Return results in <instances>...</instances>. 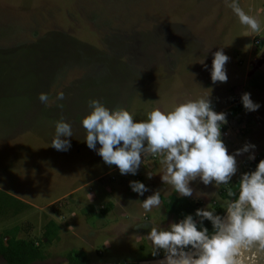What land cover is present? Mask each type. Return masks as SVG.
<instances>
[{
    "label": "rangeland",
    "instance_id": "1",
    "mask_svg": "<svg viewBox=\"0 0 264 264\" xmlns=\"http://www.w3.org/2000/svg\"><path fill=\"white\" fill-rule=\"evenodd\" d=\"M221 48L228 79L213 83V53ZM244 93L257 111L244 109ZM207 96L227 114L228 153L255 145L236 157L232 185L264 156V0H0V191L30 206L14 217L0 211V237L19 226V238L43 244L53 220L59 239L36 264H66L71 251L85 252L90 264L162 261L163 250L153 255L147 239L151 227L184 218L165 208L179 194L161 179V157L146 154L136 175H121L87 147L82 120L93 100L139 122L154 109ZM61 119L73 133L67 151L51 147ZM133 181L149 191L133 192ZM189 186L188 198L225 215L226 186L199 178ZM157 191L160 207L146 212L141 203Z\"/></svg>",
    "mask_w": 264,
    "mask_h": 264
},
{
    "label": "clouds",
    "instance_id": "2",
    "mask_svg": "<svg viewBox=\"0 0 264 264\" xmlns=\"http://www.w3.org/2000/svg\"><path fill=\"white\" fill-rule=\"evenodd\" d=\"M252 26L256 27L255 22ZM228 61L222 48L213 53V83L227 82ZM39 99L47 103L48 95L41 93ZM57 99L62 100L63 94ZM241 102L247 112L260 107L250 93L242 94ZM90 108L82 120L90 150L96 151L106 165H115L121 175H136L146 154L160 156L165 169L162 181L182 197L193 195L189 185L198 178L205 186L213 182L215 187L229 186L237 173L236 157L255 149V145L246 144L234 154L228 153L221 138L227 114L215 112L209 96L181 103L167 112L154 109L139 122L124 108L109 109L96 100L90 102ZM72 135L71 125L61 119L56 123L51 147L69 150ZM97 143L101 146L98 150ZM130 188L140 196L149 191L138 181L130 182ZM236 193L228 189L223 216L208 205L196 210L199 224L188 215L168 229L152 226L147 239L153 255L163 250L160 264H264V160L255 171L241 176L238 197ZM141 205L146 212L159 208L161 192H154ZM205 220L211 222V232L203 227Z\"/></svg>",
    "mask_w": 264,
    "mask_h": 264
},
{
    "label": "trees",
    "instance_id": "3",
    "mask_svg": "<svg viewBox=\"0 0 264 264\" xmlns=\"http://www.w3.org/2000/svg\"><path fill=\"white\" fill-rule=\"evenodd\" d=\"M53 53H55V51H52L51 54ZM261 160H264V156L257 159L253 163H249L247 165L248 173L255 171ZM239 182L240 180L237 179L234 181V184L223 187L220 191L221 197L229 199L227 196L229 188L233 191H237L236 195L238 197ZM164 204L168 213L174 214L182 219L188 215H192L193 218L197 219L199 224V220L195 216V213L197 209H204L203 204L199 200L172 195L168 201H164ZM29 208L30 206L28 203L0 191V211L4 213L11 212V217H14L22 212H25ZM203 227H206L209 232L212 231V224L210 221L205 220L203 222ZM43 229V238L45 239V243L43 244L37 243V241L34 240L19 238V234L22 231L19 226L5 231L0 237V258H2L6 264H36L45 261L47 254L44 251V246L59 239L61 228L55 221L51 220L44 226ZM5 238L8 239L5 240ZM66 260V264H90L87 254L83 251H71L67 255ZM116 264L141 263L119 262Z\"/></svg>",
    "mask_w": 264,
    "mask_h": 264
},
{
    "label": "crops",
    "instance_id": "4",
    "mask_svg": "<svg viewBox=\"0 0 264 264\" xmlns=\"http://www.w3.org/2000/svg\"><path fill=\"white\" fill-rule=\"evenodd\" d=\"M196 186H197V183H196V184L194 183V187H196ZM177 196H179V195H177ZM179 197H182V196H179ZM191 199H192V198H191ZM193 199H194V198H193ZM152 211L155 212L153 209H152Z\"/></svg>",
    "mask_w": 264,
    "mask_h": 264
},
{
    "label": "flooded vegetation",
    "instance_id": "5",
    "mask_svg": "<svg viewBox=\"0 0 264 264\" xmlns=\"http://www.w3.org/2000/svg\"><path fill=\"white\" fill-rule=\"evenodd\" d=\"M161 261H156L155 263L153 264H160ZM147 263V262H146ZM142 264H145V263H142ZM152 264V263H151Z\"/></svg>",
    "mask_w": 264,
    "mask_h": 264
},
{
    "label": "built area",
    "instance_id": "6",
    "mask_svg": "<svg viewBox=\"0 0 264 264\" xmlns=\"http://www.w3.org/2000/svg\"><path fill=\"white\" fill-rule=\"evenodd\" d=\"M155 158H156V156H155Z\"/></svg>",
    "mask_w": 264,
    "mask_h": 264
}]
</instances>
